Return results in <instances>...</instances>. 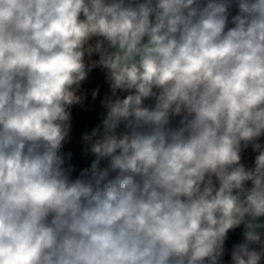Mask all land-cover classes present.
I'll list each match as a JSON object with an SVG mask.
<instances>
[{
    "label": "clouds",
    "instance_id": "obj_1",
    "mask_svg": "<svg viewBox=\"0 0 264 264\" xmlns=\"http://www.w3.org/2000/svg\"><path fill=\"white\" fill-rule=\"evenodd\" d=\"M0 264H264V0H0Z\"/></svg>",
    "mask_w": 264,
    "mask_h": 264
},
{
    "label": "crops",
    "instance_id": "obj_2",
    "mask_svg": "<svg viewBox=\"0 0 264 264\" xmlns=\"http://www.w3.org/2000/svg\"><path fill=\"white\" fill-rule=\"evenodd\" d=\"M103 77L102 74L99 72V70H94L90 76L88 81L85 82L84 88L90 91L92 88H94L97 84L102 83ZM102 91H106V86L102 89ZM95 116H88L84 113H81L78 109L74 110V128H73V141L69 144L65 145V151H74L79 152V133L81 130H83L85 127L90 130L92 126H94L95 123ZM91 157L84 158L83 160L77 156L74 158V163L77 165V173H74V175L78 174V171L81 167L87 166L88 160H90ZM247 159H250V156L247 157Z\"/></svg>",
    "mask_w": 264,
    "mask_h": 264
},
{
    "label": "trees",
    "instance_id": "obj_3",
    "mask_svg": "<svg viewBox=\"0 0 264 264\" xmlns=\"http://www.w3.org/2000/svg\"><path fill=\"white\" fill-rule=\"evenodd\" d=\"M240 238H241L240 237V230H237L236 233H233L230 235V240L228 242V246L230 247V245L232 243L239 242Z\"/></svg>",
    "mask_w": 264,
    "mask_h": 264
},
{
    "label": "built area",
    "instance_id": "obj_4",
    "mask_svg": "<svg viewBox=\"0 0 264 264\" xmlns=\"http://www.w3.org/2000/svg\"><path fill=\"white\" fill-rule=\"evenodd\" d=\"M249 156H251V152H250V150H249L248 153H246V158L249 157Z\"/></svg>",
    "mask_w": 264,
    "mask_h": 264
}]
</instances>
